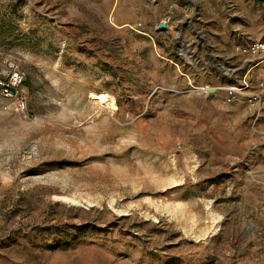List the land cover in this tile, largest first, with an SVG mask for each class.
I'll return each mask as SVG.
<instances>
[{"label": "rangeland", "instance_id": "374dc122", "mask_svg": "<svg viewBox=\"0 0 264 264\" xmlns=\"http://www.w3.org/2000/svg\"><path fill=\"white\" fill-rule=\"evenodd\" d=\"M256 40L264 0H0V264H264Z\"/></svg>", "mask_w": 264, "mask_h": 264}, {"label": "built area", "instance_id": "2783aa9c", "mask_svg": "<svg viewBox=\"0 0 264 264\" xmlns=\"http://www.w3.org/2000/svg\"><path fill=\"white\" fill-rule=\"evenodd\" d=\"M243 52L247 55L264 60V41L256 40L254 43L244 48ZM0 68V101L9 106L15 114L23 117H30L28 103V93H26L25 82L26 73L14 60L8 58L2 61ZM262 85V84H261ZM236 88L229 91L232 99L236 98ZM255 111L264 105V98L257 93L254 98L249 99Z\"/></svg>", "mask_w": 264, "mask_h": 264}, {"label": "bare ground", "instance_id": "6f19581e", "mask_svg": "<svg viewBox=\"0 0 264 264\" xmlns=\"http://www.w3.org/2000/svg\"><path fill=\"white\" fill-rule=\"evenodd\" d=\"M116 13H118V12H116ZM115 16V15H114ZM125 18H127V17H125ZM121 21H123V20H121ZM117 22H119V21H117ZM114 26V25H113ZM168 32H175L176 34L178 33V31H177V29H176V27H172V26H168V30H167ZM187 49V48H186ZM185 55H188V53L187 52H185ZM224 70H227L228 69V67H224L223 68ZM93 99L95 100V101H97V102H99L102 106L103 105H107V106H111V107H116L115 105H114V100L112 99V97H110L108 94H106V93H102V94H99V93H93Z\"/></svg>", "mask_w": 264, "mask_h": 264}, {"label": "water", "instance_id": "95a60500", "mask_svg": "<svg viewBox=\"0 0 264 264\" xmlns=\"http://www.w3.org/2000/svg\"><path fill=\"white\" fill-rule=\"evenodd\" d=\"M160 28L167 29L168 27L166 26L165 23H162V24H160Z\"/></svg>", "mask_w": 264, "mask_h": 264}]
</instances>
